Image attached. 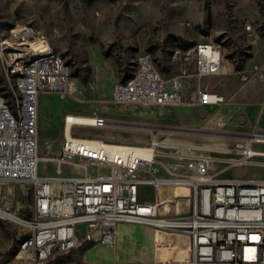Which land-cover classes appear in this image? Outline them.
I'll use <instances>...</instances> for the list:
<instances>
[{
	"label": "built area",
	"instance_id": "built-area-1",
	"mask_svg": "<svg viewBox=\"0 0 264 264\" xmlns=\"http://www.w3.org/2000/svg\"><path fill=\"white\" fill-rule=\"evenodd\" d=\"M190 50L198 77L222 71L224 53L218 43L201 42ZM136 68L139 75L114 84L113 102L169 106L184 101L181 77L167 78L151 53H142ZM0 75V191L10 181H25L34 191L27 217L0 207L16 214L28 231L19 257L45 261L83 242L114 246L121 224L142 223L185 236L190 264H264V179L221 175L233 166L257 162L255 157L264 155L258 144L249 145L246 139L231 146L196 143L160 135L146 143L107 141L75 135V119L67 114L65 131L69 127L71 135L65 132L54 158L57 171L41 174L40 96L70 93L74 83L61 53L31 24L0 28ZM193 100L217 105L225 97L199 86ZM97 122L108 119L95 115L84 125ZM144 145H152L155 159H143ZM65 164L83 171L68 174ZM147 187L155 189L153 199L145 195ZM159 190L174 193L161 197Z\"/></svg>",
	"mask_w": 264,
	"mask_h": 264
},
{
	"label": "rangeland",
	"instance_id": "rangeland-1",
	"mask_svg": "<svg viewBox=\"0 0 264 264\" xmlns=\"http://www.w3.org/2000/svg\"><path fill=\"white\" fill-rule=\"evenodd\" d=\"M25 24L45 33L70 65L74 83L70 93L46 91L40 96L41 174L57 171L54 158L62 148L65 116L70 113L106 117V125L76 126L74 134L115 142L146 143L160 135L231 146L246 134L264 133L252 125L256 118H250L251 109H257L261 112L257 123L264 127V0H0L1 29ZM201 42L221 45L220 73L195 74L190 49ZM145 52L151 53L167 78L181 77L185 91L181 104L111 100L114 84L134 72ZM199 86L224 95L225 100L217 105L195 103L193 93ZM257 150L264 151V143ZM255 159L221 175L264 179V155ZM76 168L64 165L68 174L83 171ZM144 193L153 197L155 189L147 187ZM33 202V188L25 181L7 182L0 191V207L19 216H29ZM27 235L21 223L0 215V264H72L89 243L38 261L18 256Z\"/></svg>",
	"mask_w": 264,
	"mask_h": 264
},
{
	"label": "crops",
	"instance_id": "crops-1",
	"mask_svg": "<svg viewBox=\"0 0 264 264\" xmlns=\"http://www.w3.org/2000/svg\"><path fill=\"white\" fill-rule=\"evenodd\" d=\"M257 93L260 95L263 90L259 89ZM260 115V111L251 109L250 118H256L252 125L263 130L264 127L257 123ZM173 193V190L157 191L161 197ZM154 196L147 197L153 199ZM86 245L72 264H190L191 252L185 236L171 232L164 234L149 224H121L114 246L95 242Z\"/></svg>",
	"mask_w": 264,
	"mask_h": 264
},
{
	"label": "bare ground",
	"instance_id": "bare-ground-1",
	"mask_svg": "<svg viewBox=\"0 0 264 264\" xmlns=\"http://www.w3.org/2000/svg\"><path fill=\"white\" fill-rule=\"evenodd\" d=\"M61 60L63 61V65L65 66V73L68 74V79H72L71 75V67L66 62L64 57L61 54ZM133 75H139V68H135L134 72H132V75L124 79L123 81H130L133 79ZM72 119H75V127L84 125V122L90 118L93 121V116L90 115H82V114H75L72 115V113L69 114ZM145 121V120H144ZM165 123V122H164ZM70 124V123H69ZM125 124V123H124ZM106 125V122H97V126H104ZM167 125V124H166ZM164 126V125H163ZM185 127V126H184ZM138 128V127H137ZM140 128V127H139ZM197 128V127H196ZM157 130V129H156ZM238 130V129H237ZM67 135L70 136L69 127H67ZM242 132V131H241ZM251 132V131H250ZM235 135V134H234ZM233 137V136H232ZM246 143L249 145H256L264 142V134L263 133H251L244 135V137L236 138L234 141L239 140H245ZM232 140V139H231ZM142 157L146 160H153L155 159V152L152 151V145H144L142 148ZM45 159V158H44ZM0 212L4 213L7 218H10L12 220H15L16 222H20V218L16 214H6L4 211L0 209Z\"/></svg>",
	"mask_w": 264,
	"mask_h": 264
},
{
	"label": "trees",
	"instance_id": "trees-1",
	"mask_svg": "<svg viewBox=\"0 0 264 264\" xmlns=\"http://www.w3.org/2000/svg\"><path fill=\"white\" fill-rule=\"evenodd\" d=\"M132 75V74H131Z\"/></svg>",
	"mask_w": 264,
	"mask_h": 264
}]
</instances>
